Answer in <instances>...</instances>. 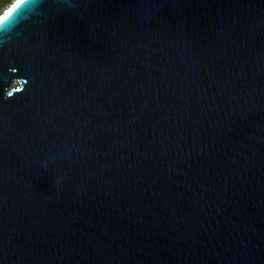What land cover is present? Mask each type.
Wrapping results in <instances>:
<instances>
[{"label": "water", "instance_id": "water-1", "mask_svg": "<svg viewBox=\"0 0 264 264\" xmlns=\"http://www.w3.org/2000/svg\"><path fill=\"white\" fill-rule=\"evenodd\" d=\"M0 264H264V0L2 12Z\"/></svg>", "mask_w": 264, "mask_h": 264}, {"label": "trees", "instance_id": "trees-1", "mask_svg": "<svg viewBox=\"0 0 264 264\" xmlns=\"http://www.w3.org/2000/svg\"><path fill=\"white\" fill-rule=\"evenodd\" d=\"M15 0H0V14L4 12Z\"/></svg>", "mask_w": 264, "mask_h": 264}, {"label": "bare ground", "instance_id": "bare-ground-1", "mask_svg": "<svg viewBox=\"0 0 264 264\" xmlns=\"http://www.w3.org/2000/svg\"><path fill=\"white\" fill-rule=\"evenodd\" d=\"M0 18H1V14H0Z\"/></svg>", "mask_w": 264, "mask_h": 264}]
</instances>
